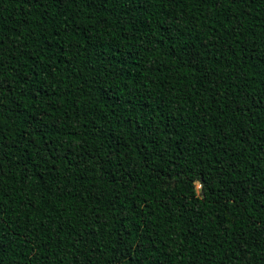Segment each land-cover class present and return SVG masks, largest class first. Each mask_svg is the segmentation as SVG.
<instances>
[{"label":"trees","instance_id":"16d2710c","mask_svg":"<svg viewBox=\"0 0 264 264\" xmlns=\"http://www.w3.org/2000/svg\"><path fill=\"white\" fill-rule=\"evenodd\" d=\"M0 264H264V0H0Z\"/></svg>","mask_w":264,"mask_h":264},{"label":"rangeland","instance_id":"374dc122","mask_svg":"<svg viewBox=\"0 0 264 264\" xmlns=\"http://www.w3.org/2000/svg\"><path fill=\"white\" fill-rule=\"evenodd\" d=\"M198 188H199V187H197V190H199Z\"/></svg>","mask_w":264,"mask_h":264}]
</instances>
